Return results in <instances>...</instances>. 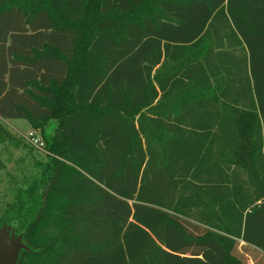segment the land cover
I'll return each instance as SVG.
<instances>
[{
    "label": "trees",
    "instance_id": "obj_1",
    "mask_svg": "<svg viewBox=\"0 0 264 264\" xmlns=\"http://www.w3.org/2000/svg\"><path fill=\"white\" fill-rule=\"evenodd\" d=\"M259 17L264 0H0V143L26 119L48 151L5 216L16 264H264Z\"/></svg>",
    "mask_w": 264,
    "mask_h": 264
},
{
    "label": "rangeland",
    "instance_id": "obj_2",
    "mask_svg": "<svg viewBox=\"0 0 264 264\" xmlns=\"http://www.w3.org/2000/svg\"><path fill=\"white\" fill-rule=\"evenodd\" d=\"M2 122L10 130L11 137L9 141L0 143V157L4 162V168L0 170V215L3 216L0 229L7 230L8 235L17 240L23 238V233L5 216L8 212L11 213L20 193L41 176L43 164L48 160V151L28 142L26 136L31 130L43 138L41 130L33 127L28 120L9 118ZM57 126L56 120L50 121L45 127L47 134L54 135ZM245 259L247 264H257L256 259L252 260L250 257Z\"/></svg>",
    "mask_w": 264,
    "mask_h": 264
},
{
    "label": "water",
    "instance_id": "obj_3",
    "mask_svg": "<svg viewBox=\"0 0 264 264\" xmlns=\"http://www.w3.org/2000/svg\"><path fill=\"white\" fill-rule=\"evenodd\" d=\"M25 247L22 238L13 240L7 230L0 229V264H16L20 250Z\"/></svg>",
    "mask_w": 264,
    "mask_h": 264
},
{
    "label": "built area",
    "instance_id": "obj_4",
    "mask_svg": "<svg viewBox=\"0 0 264 264\" xmlns=\"http://www.w3.org/2000/svg\"><path fill=\"white\" fill-rule=\"evenodd\" d=\"M27 140L30 144L33 146H36L38 148L44 149L45 148V141L44 139L34 130H31L27 134Z\"/></svg>",
    "mask_w": 264,
    "mask_h": 264
},
{
    "label": "crops",
    "instance_id": "obj_5",
    "mask_svg": "<svg viewBox=\"0 0 264 264\" xmlns=\"http://www.w3.org/2000/svg\"><path fill=\"white\" fill-rule=\"evenodd\" d=\"M257 4H262V2L261 3H257ZM254 8V7H253ZM260 19H258L257 21V23H259V24H264V18L263 17H259ZM234 41H236V39L234 38L233 39ZM30 123V122H29Z\"/></svg>",
    "mask_w": 264,
    "mask_h": 264
}]
</instances>
